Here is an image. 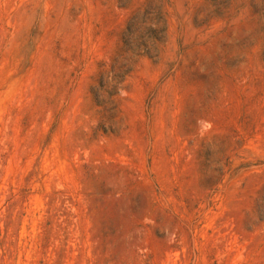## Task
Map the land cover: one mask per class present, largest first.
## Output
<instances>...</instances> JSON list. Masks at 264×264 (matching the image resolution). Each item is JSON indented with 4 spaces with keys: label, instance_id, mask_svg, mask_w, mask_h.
Listing matches in <instances>:
<instances>
[{
    "label": "rangeland",
    "instance_id": "rangeland-1",
    "mask_svg": "<svg viewBox=\"0 0 264 264\" xmlns=\"http://www.w3.org/2000/svg\"><path fill=\"white\" fill-rule=\"evenodd\" d=\"M0 264H264V0H0Z\"/></svg>",
    "mask_w": 264,
    "mask_h": 264
}]
</instances>
